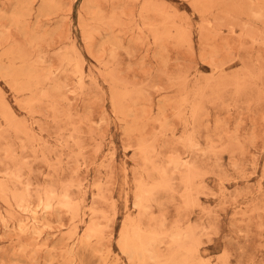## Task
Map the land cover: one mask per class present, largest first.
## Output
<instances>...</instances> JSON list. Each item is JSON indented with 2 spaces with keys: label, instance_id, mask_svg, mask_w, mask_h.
<instances>
[{
  "label": "rangeland",
  "instance_id": "rangeland-1",
  "mask_svg": "<svg viewBox=\"0 0 264 264\" xmlns=\"http://www.w3.org/2000/svg\"><path fill=\"white\" fill-rule=\"evenodd\" d=\"M103 263L264 264V0H0V264Z\"/></svg>",
  "mask_w": 264,
  "mask_h": 264
},
{
  "label": "bare ground",
  "instance_id": "bare-ground-1",
  "mask_svg": "<svg viewBox=\"0 0 264 264\" xmlns=\"http://www.w3.org/2000/svg\"><path fill=\"white\" fill-rule=\"evenodd\" d=\"M18 74V73H17ZM139 191H141L140 190V188H139ZM46 203H48L47 201H46ZM36 207V206H35ZM139 207H140V205H139ZM44 208V207H43ZM21 209V208H20ZM47 209V208H46ZM33 214V213H32ZM131 222V221H130ZM132 228V227H131ZM127 229V228H126ZM133 229V228H132ZM138 230V229H137ZM133 233H131V234H133L132 236H130V237H128L126 240L124 239L123 241H126V243H128V244H130L131 246H133V249H134V253H139V255H141L142 254V251H144L145 249H146V243H145V241L144 240H142V238H140L139 236H138V233L137 232H134V229L133 230H131ZM32 232V231H31ZM125 233H126V230H125ZM144 234V233H143ZM123 235V234H122ZM121 235V236H122ZM127 235V234H126ZM125 235V236H126ZM87 237V236H86ZM122 239V238H121ZM149 241H151V240H149ZM153 241V240H152ZM151 241V242H152ZM145 244H144V243ZM125 243V242H124ZM153 243V242H152ZM129 247V246H128ZM132 248V247H131ZM129 249V248H128ZM132 249V250H133ZM129 251V250H128ZM140 251H141V254H140ZM132 253V252H131ZM129 254V253H128ZM70 255V254H69ZM138 256V255H137ZM136 257V256H135ZM137 258V257H136ZM104 264V263H103Z\"/></svg>",
  "mask_w": 264,
  "mask_h": 264
}]
</instances>
